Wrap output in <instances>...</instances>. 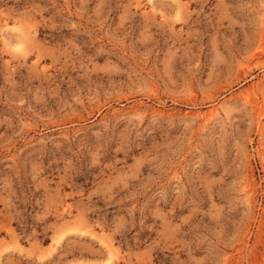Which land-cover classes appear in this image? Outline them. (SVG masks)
Instances as JSON below:
<instances>
[{
  "label": "rangeland",
  "instance_id": "1",
  "mask_svg": "<svg viewBox=\"0 0 264 264\" xmlns=\"http://www.w3.org/2000/svg\"><path fill=\"white\" fill-rule=\"evenodd\" d=\"M0 264H264V0H0Z\"/></svg>",
  "mask_w": 264,
  "mask_h": 264
}]
</instances>
